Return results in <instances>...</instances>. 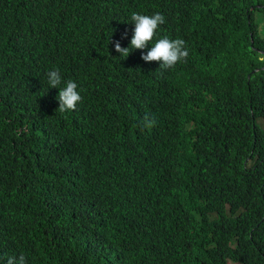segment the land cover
Returning <instances> with one entry per match:
<instances>
[{
    "label": "trees",
    "instance_id": "1",
    "mask_svg": "<svg viewBox=\"0 0 264 264\" xmlns=\"http://www.w3.org/2000/svg\"><path fill=\"white\" fill-rule=\"evenodd\" d=\"M133 12L186 61L120 57ZM20 256L264 264V0H0V264Z\"/></svg>",
    "mask_w": 264,
    "mask_h": 264
},
{
    "label": "clouds",
    "instance_id": "2",
    "mask_svg": "<svg viewBox=\"0 0 264 264\" xmlns=\"http://www.w3.org/2000/svg\"><path fill=\"white\" fill-rule=\"evenodd\" d=\"M130 20L131 23L134 24L130 46L121 47L119 41L114 42L115 51L120 54V57L127 58L131 51L136 49L143 50L148 47V45H151L147 53L142 54L141 59L145 62H160L159 69H172L177 63L186 61L189 53L186 42L183 39H169L165 36L152 44L157 29L165 23L164 15L159 12L152 15L133 12L130 16ZM46 77L48 87L59 89L57 98L59 107L57 111L66 113L75 110L77 104L82 101V96L78 91V84L71 79L64 81L58 68L49 70L46 73ZM155 123V119H149L147 116L144 118V126L146 128L155 126ZM166 165H169V163L166 162ZM167 172L168 170L158 173L157 176L160 180L167 182ZM160 188L164 190L162 183ZM8 264H14V260L9 258ZM18 264H25L24 256L19 257Z\"/></svg>",
    "mask_w": 264,
    "mask_h": 264
}]
</instances>
